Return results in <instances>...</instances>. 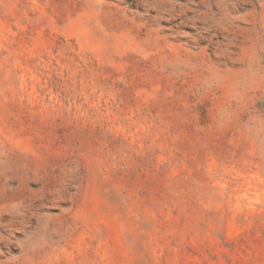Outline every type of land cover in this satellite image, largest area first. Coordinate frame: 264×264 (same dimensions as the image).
<instances>
[{
    "label": "rangeland",
    "instance_id": "1",
    "mask_svg": "<svg viewBox=\"0 0 264 264\" xmlns=\"http://www.w3.org/2000/svg\"><path fill=\"white\" fill-rule=\"evenodd\" d=\"M0 264H264V0H0Z\"/></svg>",
    "mask_w": 264,
    "mask_h": 264
}]
</instances>
